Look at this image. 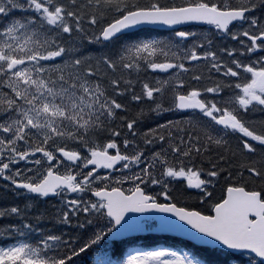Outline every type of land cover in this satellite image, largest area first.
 Listing matches in <instances>:
<instances>
[{
  "label": "snow or ice",
  "instance_id": "snow-or-ice-1",
  "mask_svg": "<svg viewBox=\"0 0 264 264\" xmlns=\"http://www.w3.org/2000/svg\"><path fill=\"white\" fill-rule=\"evenodd\" d=\"M0 192V264H264V0H0Z\"/></svg>",
  "mask_w": 264,
  "mask_h": 264
},
{
  "label": "trees",
  "instance_id": "trees-1",
  "mask_svg": "<svg viewBox=\"0 0 264 264\" xmlns=\"http://www.w3.org/2000/svg\"><path fill=\"white\" fill-rule=\"evenodd\" d=\"M153 32L154 35H159V36H167L169 34V32H163V31H156V30H151ZM165 78L163 76V74H160V73H155V74H143L141 76V79H149L151 80L152 82H155L157 79H163ZM156 86H159V85H156ZM168 118H173V117H168ZM227 175V174H225ZM181 187L180 184H177L176 185V188L179 189ZM193 191V190H192ZM220 191H221V185H216V189L214 191V196H219L220 195ZM175 194V193H173ZM0 196L3 197L4 199V202H14L15 201V197L12 196L10 193L9 194H4L2 192H0ZM57 201H46L45 203L46 204H53V203H56ZM178 241H183V240H180V239H177ZM187 242L183 241V246H186V247H190L189 244H186ZM191 250L194 251L195 253L198 254V256L201 258V259H206L207 261H209L210 263H213V264H226V261L229 259V257H227L226 255L219 253L222 255L223 259H220L219 258V255L217 253V250H212V249H207V248H203V247H197V246H194V245H191Z\"/></svg>",
  "mask_w": 264,
  "mask_h": 264
},
{
  "label": "water",
  "instance_id": "water-1",
  "mask_svg": "<svg viewBox=\"0 0 264 264\" xmlns=\"http://www.w3.org/2000/svg\"><path fill=\"white\" fill-rule=\"evenodd\" d=\"M161 27H169V26H161ZM168 234H172V235H177L178 236V234H176V233H168ZM180 237H182V236H180ZM183 238H187V237H183ZM210 246H215V245H210Z\"/></svg>",
  "mask_w": 264,
  "mask_h": 264
}]
</instances>
